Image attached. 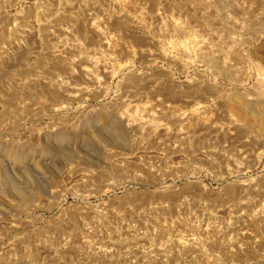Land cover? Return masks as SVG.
Wrapping results in <instances>:
<instances>
[{
  "label": "rangeland",
  "instance_id": "obj_1",
  "mask_svg": "<svg viewBox=\"0 0 264 264\" xmlns=\"http://www.w3.org/2000/svg\"><path fill=\"white\" fill-rule=\"evenodd\" d=\"M263 106L264 0H0V264H264Z\"/></svg>",
  "mask_w": 264,
  "mask_h": 264
},
{
  "label": "bare ground",
  "instance_id": "obj_2",
  "mask_svg": "<svg viewBox=\"0 0 264 264\" xmlns=\"http://www.w3.org/2000/svg\"><path fill=\"white\" fill-rule=\"evenodd\" d=\"M262 93V92H261ZM191 110V109H190ZM176 111H178V110H176ZM174 112V111H173ZM192 112V115L197 119V120H199V121H204L205 122V117H204V119L203 118H201V117H199L198 115V112L196 111V110H194V111H191ZM170 113H172V111L170 110ZM176 114H177V112H175ZM175 113H172V115H174ZM253 115V114H252ZM245 116V115H244ZM257 117V118H256ZM256 117H254V119H256L255 121V123H256V128H258L259 130H263L264 131V106L261 108V109H259L258 111H257V113H256ZM175 118H177V117H175ZM245 118V117H244ZM193 119V118H192ZM203 123V122H202ZM119 125H121V123L119 124ZM118 125V126H119ZM255 125V124H254ZM115 127V126H114ZM116 127H117V125H116ZM118 129H123V126H120V127H117ZM108 130V129H107ZM112 130V129H111ZM114 130V132H116L117 131V129H113ZM120 131V130H119ZM119 134H121L120 132H119ZM262 135V134H261ZM55 137V136H54ZM57 137V136H56ZM53 138V137H52ZM53 142L54 143H56L57 145H59L60 146V144L58 143V142H55L54 140H53ZM43 166V165H42ZM161 195V194H160ZM156 197V196H155ZM172 197H173V194H169V195H161V196H159L157 199H158V201H164V200H168L169 201V199H172Z\"/></svg>",
  "mask_w": 264,
  "mask_h": 264
}]
</instances>
